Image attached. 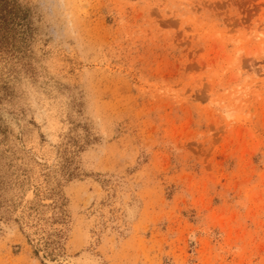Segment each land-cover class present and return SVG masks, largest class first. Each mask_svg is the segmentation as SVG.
<instances>
[{"label":"rangeland","instance_id":"1","mask_svg":"<svg viewBox=\"0 0 264 264\" xmlns=\"http://www.w3.org/2000/svg\"><path fill=\"white\" fill-rule=\"evenodd\" d=\"M0 264H264V0H0Z\"/></svg>","mask_w":264,"mask_h":264},{"label":"clouds","instance_id":"2","mask_svg":"<svg viewBox=\"0 0 264 264\" xmlns=\"http://www.w3.org/2000/svg\"><path fill=\"white\" fill-rule=\"evenodd\" d=\"M21 2L23 3V2H24V0H21Z\"/></svg>","mask_w":264,"mask_h":264}]
</instances>
